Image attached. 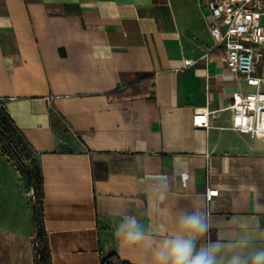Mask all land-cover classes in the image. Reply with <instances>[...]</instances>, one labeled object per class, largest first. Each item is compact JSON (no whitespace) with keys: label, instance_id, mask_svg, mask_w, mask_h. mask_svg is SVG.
<instances>
[{"label":"crops","instance_id":"0c3cea01","mask_svg":"<svg viewBox=\"0 0 264 264\" xmlns=\"http://www.w3.org/2000/svg\"><path fill=\"white\" fill-rule=\"evenodd\" d=\"M207 15L200 0H0V106L40 168L50 264H153L115 238L119 220L136 216L158 246L194 207L225 252L244 231L264 246V137L230 129L231 94L248 88ZM140 82L142 96L112 97ZM32 200L0 153V264H36Z\"/></svg>","mask_w":264,"mask_h":264},{"label":"built area","instance_id":"2783aa9c","mask_svg":"<svg viewBox=\"0 0 264 264\" xmlns=\"http://www.w3.org/2000/svg\"><path fill=\"white\" fill-rule=\"evenodd\" d=\"M207 11L208 29L216 48L224 54V66L234 80H242L247 91L231 94L230 129L264 137V0H200ZM193 62L184 60L183 66ZM211 114L206 108L193 114L194 127L208 128ZM186 177L182 178L185 181ZM206 189L205 199L217 196Z\"/></svg>","mask_w":264,"mask_h":264},{"label":"clouds","instance_id":"9594fccd","mask_svg":"<svg viewBox=\"0 0 264 264\" xmlns=\"http://www.w3.org/2000/svg\"><path fill=\"white\" fill-rule=\"evenodd\" d=\"M212 226L209 213L194 207L177 216L174 230L158 246L153 244L151 228L146 229L136 216H122L114 236L124 246L153 249V264H264V246L255 245L248 232H241L229 242L225 252L223 241L204 239Z\"/></svg>","mask_w":264,"mask_h":264},{"label":"trees","instance_id":"16d2710c","mask_svg":"<svg viewBox=\"0 0 264 264\" xmlns=\"http://www.w3.org/2000/svg\"><path fill=\"white\" fill-rule=\"evenodd\" d=\"M142 84V85H141ZM144 83H136L113 93L114 99H131L142 96L146 90ZM0 153L15 167L18 173L30 184L33 200L31 204L34 223V251L36 264H50L47 237L43 226V182L40 168L30 145L10 119L3 106H0ZM99 264H129L117 255L100 258Z\"/></svg>","mask_w":264,"mask_h":264}]
</instances>
